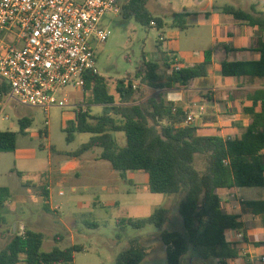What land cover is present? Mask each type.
I'll return each mask as SVG.
<instances>
[{
	"label": "trees",
	"instance_id": "trees-1",
	"mask_svg": "<svg viewBox=\"0 0 264 264\" xmlns=\"http://www.w3.org/2000/svg\"><path fill=\"white\" fill-rule=\"evenodd\" d=\"M147 3L148 0H126L121 4L120 14L145 28L152 27V22L156 23V28H162L163 18L152 14ZM225 11L264 35V12ZM186 17L185 13L172 14L175 27L186 29ZM257 51L259 60L222 62L221 75L264 79V41L259 43ZM205 54L203 64L181 67L177 71L173 56L167 53L158 60L144 58L133 75L116 82L112 93L105 76L88 77L83 101L101 105L102 111L95 115L89 111L75 112L74 119L64 129L68 142L73 141L76 133L92 135L73 154L75 157L99 148L100 158L109 162L121 177L125 178L127 172L144 171L151 193L178 196L181 221L177 229H164L170 218V211L165 207L156 208L147 218L130 217L120 222L135 229L158 228L166 246L168 264H186L189 258H194L196 264H225L224 259L234 255L226 234L243 226L238 221L239 216L223 210L219 190L264 187V86L247 93L253 105L244 111L250 115L251 123L241 139L201 135L198 127L185 124L191 110L167 100L166 90L191 87L197 78L207 76L212 51ZM143 87L160 92L148 96ZM258 105L262 106V111L257 110ZM31 125V118L20 119L23 134ZM117 133L124 134V146L119 145ZM17 139L15 132L0 131V153L16 151ZM24 186L37 188L42 209L49 213L47 183L40 187L27 181ZM10 198V190L0 188V225L7 223L1 208ZM243 207L255 214L264 213V202H245ZM54 240L59 244L63 235H55ZM44 241L42 232L12 231L9 243L0 251V264H74L75 254L84 250L82 246L73 245L54 246L45 252ZM146 255L139 239L133 238L129 249L116 257L115 264H141Z\"/></svg>",
	"mask_w": 264,
	"mask_h": 264
},
{
	"label": "rangeland",
	"instance_id": "rangeland-1",
	"mask_svg": "<svg viewBox=\"0 0 264 264\" xmlns=\"http://www.w3.org/2000/svg\"><path fill=\"white\" fill-rule=\"evenodd\" d=\"M125 1L119 0L122 5ZM194 1L158 0L156 4L150 0L149 8L170 21L177 10L197 9ZM215 1L217 6L221 5V0ZM101 26L110 32V36L105 44L94 45L97 70L107 78L111 93L116 82L133 75L144 58L158 60L166 49V44L159 45L160 32L156 28H145L133 19H124L122 14H106ZM166 33L168 35V31ZM152 92L147 89L148 94ZM64 94L69 100L66 108L55 107L45 112L38 108L18 107L16 111L7 110L6 114L10 117L8 121L0 120V131L18 134L17 151L0 153V185L8 186L17 195L24 192L22 183L26 181L41 187L43 183H40V179L47 181L51 168L52 205L58 209L56 213L44 212L30 201L20 203L18 209L5 208L2 213L10 227L14 228L23 221L30 229L44 233L42 249L45 252L51 251L54 246H82L84 250L75 254V264H115L116 257L129 249L133 238H138L141 247L147 252L141 264H168L166 246L159 236L158 228L147 226L135 229L120 222L130 217L147 218L156 208L165 207L170 211V218L164 229H177L181 221L178 196L151 193L144 171L127 172L125 178L121 177L109 162L99 157V148L87 153L83 161L84 170L77 171L68 165L66 170L70 169V173H60V164L73 157L78 148L92 136L76 133L72 142L67 141L64 131L67 126L66 115L73 104L86 102L81 101L85 95L81 89L68 87ZM98 108L92 107L91 114L99 113ZM23 117L32 119L26 134L20 131V119ZM116 137L120 146L126 144L124 134L118 133ZM88 161L94 162L89 164ZM18 172L23 176L20 177ZM29 188L39 197L37 188ZM17 229L20 233L24 230L18 225ZM57 234H62L64 238L59 244L54 240ZM2 249L4 244L0 242V251ZM196 263L194 258L186 262Z\"/></svg>",
	"mask_w": 264,
	"mask_h": 264
},
{
	"label": "crops",
	"instance_id": "crops-1",
	"mask_svg": "<svg viewBox=\"0 0 264 264\" xmlns=\"http://www.w3.org/2000/svg\"><path fill=\"white\" fill-rule=\"evenodd\" d=\"M149 2L150 0L147 3L148 10L164 20L163 27L160 29L156 26L149 27L156 28L160 32L159 45L166 44V49L162 52V55L167 53L177 57L182 67H193L203 64L206 60L205 52L212 51L207 76L197 78L191 87L166 90L168 102L190 109V113L196 116L197 127L201 135H218L224 140L241 139L251 123L250 115L244 111L245 108L253 105L252 101L247 99V93L250 90L263 87L264 79L250 76L224 77L221 75V63L224 61L259 60L260 54L257 48L259 43L264 41V35L257 28L237 20L225 10L264 12L262 0H221L219 6H217L215 0H195L194 3L197 9L187 10L184 8L182 11L173 12V14H187L186 29L175 27L173 19L166 21L165 17L155 14L149 8ZM154 3L159 2L154 0ZM166 31H168V35ZM135 83L139 84L138 81H135ZM143 88L146 92L147 89H150ZM159 92L160 90H153L152 93L147 94L153 96ZM84 98L81 101L86 102L83 103L86 105V111L91 113V108L98 106L99 113H101V105H90L87 101H83ZM77 104L80 103L73 105ZM257 110L262 111V106L258 105ZM75 112L78 111L72 107L69 109L65 118L66 124L74 119ZM87 153L80 157L72 155L73 157L69 160L63 161L59 167L60 173L69 174L70 169L66 170L68 165H71L72 169L77 171L84 170L83 161ZM94 161H88V163L92 164ZM19 173L21 172H18V175ZM50 174L51 168L47 181L40 179V183H47L50 195V213H56L58 209L52 205L53 188ZM24 183H22L25 188L24 192L17 195L8 186L0 185V188H8L11 192V198L4 203L1 211L8 207L13 208L12 210L18 209L20 203L25 201H30L33 205L42 208L41 199L33 193L31 188L25 187ZM219 193L223 210L228 214L239 216L238 221L243 226L240 231L244 234L242 239H238L235 230L227 232L226 241L229 243L234 255L225 258V264H264L262 260L264 258V213L255 214L243 207L245 202H264V187L221 189ZM17 225L20 229H30L23 221L18 222ZM17 225L14 228L13 226L10 227L7 220L5 225L0 226V242H3L4 248L11 239L12 231L16 232Z\"/></svg>",
	"mask_w": 264,
	"mask_h": 264
},
{
	"label": "built area",
	"instance_id": "built-area-1",
	"mask_svg": "<svg viewBox=\"0 0 264 264\" xmlns=\"http://www.w3.org/2000/svg\"><path fill=\"white\" fill-rule=\"evenodd\" d=\"M120 12L119 0H0V120L18 107H68L64 90H83L99 74L94 45L110 36L102 19ZM172 63L176 71L182 67L175 56ZM72 108L86 111L83 103ZM185 124L197 127L196 116L190 113Z\"/></svg>",
	"mask_w": 264,
	"mask_h": 264
}]
</instances>
